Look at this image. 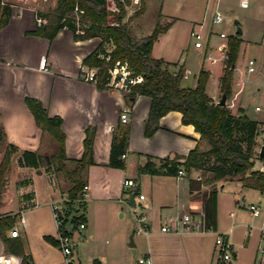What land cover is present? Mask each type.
<instances>
[{
    "label": "crops",
    "instance_id": "1",
    "mask_svg": "<svg viewBox=\"0 0 264 264\" xmlns=\"http://www.w3.org/2000/svg\"><path fill=\"white\" fill-rule=\"evenodd\" d=\"M146 8L144 0V12L129 21L131 34L135 38L148 35L141 26ZM11 9V17L0 28V129L5 143L15 145L20 151L36 153L38 164L30 166L21 162L23 166L18 173L24 175L20 180L16 178L13 181L9 177V169L6 187H3L0 196V212L18 215V237L31 256V264H66L59 247L44 239V236L57 238V225L50 203L66 195V191L59 192L51 183H44V172L39 166L43 163V155L47 160L54 144L50 139L48 144L52 151L43 153L45 135L26 105L27 97L39 100L49 116L61 117L65 155L68 159H79L82 156L86 131L90 130L92 133L93 163L85 170L87 197L77 211L83 217V229L87 230L89 237L94 234L95 228L115 230L116 220H126V223L133 224L135 207L138 206L139 212H144L149 217V232L137 233V236L144 242L142 255H149L152 264H213L214 237L217 232L224 233L232 246V256L227 264H264V223L261 216H252L248 208L250 204H255L264 215V192L245 187L236 178L219 180L216 187L215 229L202 232L179 228L177 232H161V225L168 220L174 221L184 213L201 210L199 198L208 190L207 185L200 184L199 188L193 186L196 185V182H191L193 171L190 175L178 177L138 173V167L147 157L176 159L182 164L188 152L197 144L199 132L193 125L182 123L179 111L171 110L160 117L159 127L155 132L149 137L145 136V120L151 106L148 96L138 95L127 106L124 91L112 87L99 88L95 83L79 78V71L85 66L82 61L96 49L100 42L98 37L75 40L73 32L66 27L61 28L51 40L40 37L32 34L36 28V13L32 8L11 5ZM158 20L159 18L156 22ZM195 23L197 22H191V29L195 27ZM167 24L169 26L170 23ZM202 25L199 23L198 28ZM153 47L154 45L152 57L163 59L170 71L183 66L181 84L185 87L195 86L201 68L209 71V77L212 74L204 59L198 72L194 74L193 81L185 84V80L189 78L185 62L156 56ZM42 57L46 58L44 68H40ZM243 68V77L236 76L235 73L233 75V92L226 100V105L232 114L243 113L260 122L264 111L261 116L252 118L245 112L240 99L247 80L257 90L264 85L256 77H248L246 64ZM260 71V76L264 78L263 66ZM221 73L222 67L218 74L216 92H208L206 85V92L214 103L219 92ZM126 106L130 109L128 121L122 123L119 113ZM256 106L260 110H256ZM262 107L264 97L255 104L254 110L261 112ZM119 128L128 130L124 168L108 165L113 131ZM17 158H20V153H17ZM263 168L264 158L255 159L253 169ZM31 169H34L36 176ZM126 177L135 178L139 183L137 192L144 195L139 200L137 193H134L135 205H131L129 201L132 188H125L122 184ZM37 179L43 180L41 185L35 184ZM130 227H124L127 234ZM78 233L74 242L81 239V231ZM131 237L132 244H129L136 246V238ZM82 240L86 241V236ZM73 251H76L81 264L78 250L73 247ZM132 264H136V261Z\"/></svg>",
    "mask_w": 264,
    "mask_h": 264
},
{
    "label": "trees",
    "instance_id": "2",
    "mask_svg": "<svg viewBox=\"0 0 264 264\" xmlns=\"http://www.w3.org/2000/svg\"><path fill=\"white\" fill-rule=\"evenodd\" d=\"M113 1L117 7L116 11L106 8V0H57L51 10L35 12L36 17H41L44 21L36 24L32 34L51 40L61 28L66 27L73 32L75 40L98 37V46L83 59L82 64L97 68L95 84L99 88L104 87L103 83L110 76L109 69L114 68L116 61L126 62L130 70L129 76L133 79L139 78V81L131 84L130 90L125 92L126 105L130 106L138 95H146L151 99L145 120V136H151L159 127L160 117L171 110L181 113L182 123L193 125L200 138L182 164L176 159L147 157L138 167V173L176 175L178 166L187 171H199L203 181L191 179V182H196V185L192 183L191 187L199 188L200 184L211 186L199 199L205 225L215 229V182L236 178L245 187L264 192V170L253 169L254 160L264 158L255 150L259 122L243 113L232 114L227 105L214 103L206 92L209 71L204 68L199 70L194 87L183 86V66H179L176 71H170L163 59L153 58L151 55L153 43L159 34L167 29L168 24L160 25L156 22L150 34L135 38L131 34L129 21L144 12V1H140L139 8L127 20L123 19L126 14L125 6L130 0ZM74 7L83 11L80 15L85 20L82 26L75 23ZM11 14V5L0 0V28L8 22ZM108 15L112 16L113 23H109ZM241 42L240 34H235L230 35L226 43L219 90L227 99L232 92L231 83ZM109 44L111 49H107ZM25 102L43 135L47 134L54 144L53 151L47 156L48 162L56 171L64 173L70 184L66 190L68 201L63 203L62 222L57 230L73 234L77 230L78 221H83L82 215H76V212L84 203L79 198L86 185L85 170L93 163L92 133L90 130L86 131L82 156L79 159H68L65 155V135L61 129V117L49 116L41 102L35 98L27 97ZM0 139H3L1 129ZM127 146L128 130L115 129L109 151V166L124 168L125 161L121 155L126 152ZM204 146L206 148H203ZM15 153H20V161L23 164H38L36 153L20 151L15 145L5 143L0 159V196L7 183L11 157ZM68 162L72 165L68 166ZM17 221L18 215L0 212V239L7 252L21 256V264H31V256L25 251L22 240L8 235V230L13 228ZM44 239L58 246L57 239L51 236H44Z\"/></svg>",
    "mask_w": 264,
    "mask_h": 264
},
{
    "label": "rangeland",
    "instance_id": "3",
    "mask_svg": "<svg viewBox=\"0 0 264 264\" xmlns=\"http://www.w3.org/2000/svg\"><path fill=\"white\" fill-rule=\"evenodd\" d=\"M3 1L12 6L32 8L35 12H47L51 10L57 2V0ZM146 3V12L141 19L143 32L149 34L158 18L160 25L170 23L168 29L160 34L153 43V53L156 56L167 57L171 61L185 62L186 67L189 69V78L185 80V84H189L193 81L194 74L198 72L200 63L205 59V64L210 67L212 71L207 82V89L208 92L212 94L216 92L218 74L221 72L223 62L222 56L225 52L224 49L227 39L230 35H235V29L237 25H239L242 29V33L240 34L242 42L236 59L234 73L236 76L240 75L243 77L245 73L243 68L244 65L248 59L253 58L258 65V70L253 73H248L247 75L248 77H256L257 81L264 85V78L260 76V70L262 66L264 67L263 1H252L250 7L246 9L240 8L237 0H146ZM139 6L140 4L135 5L129 2V4L125 6L126 14L123 20L128 19ZM215 9L220 10L224 15V20L220 24L212 23V16ZM73 16L77 26H82V24H84L85 20L75 11ZM108 21L109 23H113L111 15H108ZM136 21L137 20H135L134 23H136ZM192 21L197 22L195 23V28L199 29L202 34V48H195L193 46L194 39L190 35V24ZM199 23L203 24L201 28H198ZM220 32H224L226 37L221 38L219 36ZM220 43L225 44L223 51H218L217 49ZM107 49H111L110 44L107 45ZM206 53L215 56L216 61L210 62L207 60L205 58ZM232 85L233 80L231 87H233ZM221 94L219 90L216 102L219 100ZM263 97L264 86H259L258 90L254 89L247 80L246 89L242 93L240 100L245 112L252 118L261 116V113L264 111V107H262L261 112H256L254 110L255 104L261 102ZM259 123H264V116L260 118ZM262 132H258L256 136L257 152L264 143V135ZM44 138L46 143L44 144L43 153H50L52 151L48 144L50 137L46 134ZM4 146V140L0 139V159L3 155ZM42 157L43 163L39 166V169L44 172V183H51L59 192L66 191L70 184L64 173L56 171L45 159V155ZM71 165L70 163L68 164V166ZM10 166L11 174L9 177L13 181L16 180V178L19 180L22 179L24 174H19L18 172L21 171L20 167L23 166V164L20 158H17V153L12 155ZM31 171L32 174L36 176L34 169H31ZM43 180L37 179L35 184L41 185ZM201 181H203V177ZM214 185L217 187L218 181L215 182ZM210 188L211 186L207 184V189L209 190ZM135 208L136 213L140 211V207L137 206ZM76 215H79V212H76ZM116 221L115 230H98L95 228V232L91 237H89L87 230L80 229L82 234L81 239L74 242L73 247L79 252L81 264H94L95 261L96 264H132L142 256L141 248H143L144 242L138 239L137 233L135 232L136 223H126V220ZM125 225L127 228L131 226L128 234L127 231H124ZM84 236H86V241L82 240ZM131 236L136 238V246H131L129 244ZM212 263L225 264L217 260L216 251H214Z\"/></svg>",
    "mask_w": 264,
    "mask_h": 264
},
{
    "label": "built area",
    "instance_id": "4",
    "mask_svg": "<svg viewBox=\"0 0 264 264\" xmlns=\"http://www.w3.org/2000/svg\"><path fill=\"white\" fill-rule=\"evenodd\" d=\"M252 1H263L264 0H237L238 6L240 8L246 9L250 7V4ZM108 2V5H107ZM132 4L138 5L140 4V0H130ZM106 8L110 11H116L117 7L113 0H106ZM74 11L81 15L83 13L82 10H79L78 7H74ZM224 20L223 13L215 9L213 16H212V23L220 24ZM36 24H40L43 22V19L41 17H36L35 19ZM191 37L194 39L193 46L195 48H202V34L199 29L193 27L190 31ZM219 36L221 38H225L226 34L224 32H220ZM225 44L220 43L217 46L218 51H223ZM226 48V46H225ZM225 50V49H224ZM205 58L209 60L210 62H215L216 57L212 56L210 53L205 54ZM225 58V52L222 56V60ZM46 62V58L42 57L40 61V68H44ZM258 70V65L255 61V59L250 58L246 62V71L248 73H253ZM97 68L95 67H87L83 66L81 70L79 71V78L85 81H90L93 83L97 82ZM109 77L107 80L103 83L104 87H112L120 89L124 92H128L130 90V85L135 83L136 81H139V78L133 79L130 75V70L127 67L126 62H120L116 61L114 68L109 69ZM256 110H260L259 106L255 107ZM129 107H123L119 113V120L122 123H125L128 121V115H129ZM263 131V132H262ZM257 132H262L264 135V123H258ZM126 154H122L121 157L125 158ZM194 172L192 174V179L201 181L202 177L199 173V171L191 170L187 171L182 166H178L177 174L178 177H183L190 175L191 172ZM123 187L125 188H134V193H137V197L139 200H142L144 198V195L141 193H138V187L139 183L135 178L126 177L123 179ZM87 189L88 186L84 185L79 200L84 202L85 198L87 197ZM68 198L66 195L62 196L58 200H54L50 203V208L55 220V223L57 225V228L60 227L63 217V203L67 202ZM249 211L252 216H261L262 222L264 223V215L261 214V211L259 207L255 204H250L248 206ZM135 232L138 234H147L150 230L149 225V217L144 212H137L135 213ZM84 222L78 221L77 225V231L84 228ZM179 228H182L185 231H210L212 230L210 227L206 226L203 221V213L202 211H196V212H188L180 215L177 219L174 221L168 220L166 224L161 225L160 231L161 232H177ZM8 235L11 237H18L19 231L16 225L8 230ZM57 241H58V247L62 251L66 264H76L74 261V255H73V234L64 233V231H58L57 230ZM214 245H215V251L217 253V260L222 261L223 263L227 264V262L231 259L232 256V246L229 242L227 236L224 233L217 232L215 233L214 237ZM21 256L9 253L5 250L4 245L0 239V264H21ZM136 264H152L151 257L147 254L140 256L136 260Z\"/></svg>",
    "mask_w": 264,
    "mask_h": 264
},
{
    "label": "water",
    "instance_id": "5",
    "mask_svg": "<svg viewBox=\"0 0 264 264\" xmlns=\"http://www.w3.org/2000/svg\"><path fill=\"white\" fill-rule=\"evenodd\" d=\"M242 33V29L239 25H237L236 29H235V34H241ZM226 95L224 93L221 94L219 100L217 101V103L221 104V105H226ZM259 156H262L264 157V143L260 146V149H259ZM172 158V156H170ZM264 170V168H263ZM134 188H132L131 190V194H130V198H129V201H130V204L131 205H135V194H134ZM79 236V233L78 231H74L73 233V240L76 241L77 240V237ZM132 237H130L131 239ZM132 244V242L130 243ZM73 255H74V261L76 264H79V261H78V258H77V255H76V251H73Z\"/></svg>",
    "mask_w": 264,
    "mask_h": 264
}]
</instances>
